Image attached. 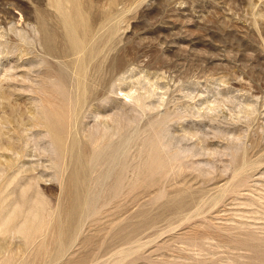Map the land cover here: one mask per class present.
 <instances>
[{
    "label": "rangeland",
    "instance_id": "374dc122",
    "mask_svg": "<svg viewBox=\"0 0 264 264\" xmlns=\"http://www.w3.org/2000/svg\"><path fill=\"white\" fill-rule=\"evenodd\" d=\"M63 1L0 0V264H264V0H80L95 10L86 14L94 16L93 37L60 60L41 51L44 34L34 29L51 30L56 50L70 45L66 18L79 2ZM77 14L69 22L81 23ZM44 59L71 62L69 78L77 63L83 69L86 75L72 78L80 83L76 108L71 89L47 76L54 71ZM50 106H63L67 121ZM52 113L63 123L76 117L65 124L67 143L77 134L80 147L105 150L84 172L90 193L101 189L85 194L93 209L70 203L74 159L52 157L48 137H36L45 129L35 122ZM53 158L65 160L56 165ZM57 223L62 241L54 236Z\"/></svg>",
    "mask_w": 264,
    "mask_h": 264
},
{
    "label": "bare ground",
    "instance_id": "6f19581e",
    "mask_svg": "<svg viewBox=\"0 0 264 264\" xmlns=\"http://www.w3.org/2000/svg\"><path fill=\"white\" fill-rule=\"evenodd\" d=\"M50 1H53V0H50ZM74 1V0H73ZM56 2V1H55ZM54 2V3H55ZM60 2V1H59ZM64 2V1H63ZM65 2H68V0H65ZM64 2V4H66ZM72 2V1H71ZM77 2H79L76 6H79V7H76V6H74L75 8H77V9H75L74 7L72 8V9H74L80 16H82L81 18L83 19V21L81 22V23H78L77 22V18H79V16H77V18H76V12L73 14V15H75V17H73V15H71L72 13H70V16H67V20H68V25H69V27L71 28V30H68L69 28H68V25H67V27H64L65 29L64 30H68V32H69V39H68V41L67 42H71L70 43V45L68 44V45H66V47L65 48H63L62 46V48H59L60 46H59V43H57L58 45H57V50H56V48H55V45H54V42L55 41H51L52 39V33L50 34V32H51V30H47L45 27H43V25L42 24H40L39 25V27L38 28H36V29H34V33H36L37 34V36L39 35V30L42 32V34H44L43 36H42V42H40L41 43V45L40 46H42V48L43 49H41V51H44L48 56H51V57H53V58H60V60H61V58H62V56L65 58V57H67L66 56V54L68 53V52H71V54H76V53H79V52H82L83 51V48H85V44L84 43H87V41L86 40H88V36L90 35V32L92 31L93 32V30L91 29V28H93V27H91L93 24L95 25V23H92V25H91V23H89L90 22V20H91V18L93 17V19H94V16H92V17H90V20L88 21V17H86L87 15H89L90 16V12H91V8H93V5H92V7L90 8L89 6L90 5H88L87 7H89L91 10H89V11H87L89 8H87V9H85V5L83 6V2H86L85 4L87 5L88 3H90V2H88V0L87 1H85V0H83V2L82 1H80V0H77ZM77 2H75L74 1V3L76 4ZM82 2V3H81ZM50 3H53V2H50ZM69 3H70V1H69ZM68 3V4H69ZM71 4H73V3H71ZM60 5V4H59ZM58 5V6H59ZM69 6H70V4H69ZM73 6V5H72ZM83 7V8H82ZM60 8H62V7H60ZM63 10H64V12H65V17H66V13H68V12H66L67 10L63 7L62 8ZM61 9V10H62ZM68 9H70L71 10V8H68ZM62 10V11H63ZM66 10V11H65ZM74 10H72V12H74ZM60 12L61 14L63 13V12ZM86 11V12H85ZM95 11V10H94ZM93 10H92V12H94ZM68 13V14H69ZM95 13V12H94ZM60 14V15H61ZM77 14V15H78ZM87 14V15H86ZM92 14V13H91ZM97 15H98V13H97ZM62 16H63V14H62ZM61 16V18H63ZM96 16V15H95ZM98 17V16H97ZM70 18H76L77 20H75V24H72L71 22H69V20H71ZM80 18V19H81ZM96 18V17H95ZM52 19V18H51ZM62 20H65L64 18L62 19ZM73 21V20H72ZM96 21H97V19H96ZM95 21V22H96ZM64 22V21H63ZM67 21H65V23H66ZM77 22V23H76ZM79 22H80V20H79ZM84 22V23H83ZM93 22H94V20H93ZM98 22V21H97ZM96 22V23H97ZM70 23H71V25H70ZM73 23H74V21H73ZM63 24V23H62ZM65 24H63V26H66ZM59 27V26H58ZM57 27V28H58ZM34 28V27H33ZM94 29V28H93ZM91 32V33H92ZM49 34H50V36H49ZM94 34V33H93ZM66 35V34H65ZM68 35V34H67ZM64 36V35H63ZM35 37V36H34ZM33 37V38H34ZM65 37V36H64ZM67 37V38H68ZM90 38H92L91 36H89ZM56 38V37H55ZM62 38L60 37V40H61ZM33 40V39H32ZM70 40V41H69ZM62 41V40H61ZM63 41H66V38H65V40H63ZM33 42V41H32ZM37 43H38V41H36ZM93 42V41H92ZM36 43V44H37ZM61 43V42H60ZM98 44H99V42H97ZM103 43V42H102ZM105 43V42H104ZM33 44H35V43H33ZM39 44V43H38ZM55 44H56V42H55ZM64 44H65V42H64ZM89 44H91V42L89 43ZM94 44H96V43H94ZM61 45V44H60ZM100 45V44H99ZM36 46V45H35ZM69 46V47H68ZM87 46H89V45H87ZM94 47H95V45H93ZM98 46V45H97ZM102 46V45H101ZM93 47V48H94ZM89 48H91V47H89ZM96 48H98V47H96ZM99 48H101V47H99ZM86 49V48H85ZM92 49V48H91ZM34 50H37V51H35V52H38V48H36L35 47V49ZM89 50V49H88ZM96 50V49H95ZM99 50V49H98ZM91 51V50H90ZM89 51V52H90ZM39 53V52H38ZM94 53V52H93ZM98 53V52H97ZM40 54H42L43 55V52H41ZM40 54H36L35 56H39ZM82 54V53H81ZM81 54H80V57H81ZM88 54H91V52L90 53H88ZM96 54V53H95ZM42 55H40V56H42ZM70 55V54H69ZM68 55V56H69ZM87 55V54H86ZM93 55V54H92ZM91 55V56H92ZM40 56L39 57H36V58H40ZM44 56V55H43ZM89 56V55H88ZM94 56V55H93ZM34 57V56H33ZM95 57V56H94ZM35 58V57H34ZM35 58V59H36ZM64 58H62V59H64ZM41 59H43V58H41ZM78 59V58H77ZM77 59H76V63H77ZM55 60V59H54ZM54 60H52V61H54ZM81 60V59H80ZM78 61V62H81V61ZM37 61V60H36ZM50 62H51V60H49ZM55 61H57V60H55ZM59 61V60H58ZM102 61V60H101ZM100 60H99V62L100 63H102ZM117 61V60H116ZM34 62V61H33ZM38 62V61H37ZM40 62H45V64L47 63L48 65H49V63L50 62H48V60L47 59H44V60H40ZM36 63V62H35ZM42 63H41V65H42ZM56 63V62H55ZM59 62H57V64L55 65V64H53V62L51 63V65H49V66H52V69H53V71H54V75H52V74H50V75H47V76H53V79H54V77L55 78H57L59 81H60V85H61V83L64 85L63 87L61 86V89H63L64 88V90H65V88H66V90H75V94H74V96H73V91H71L70 90V92H68L69 93V95H70V98H73V102H72V104L73 105H71V108H76V106L77 105H80V97L79 98H77L76 97V95H77V92L76 91H78V88H79V81H76V80H73L74 78H73V76H75V75H77L78 77L79 76H81L82 74H83V69H81L80 67L81 66H79V63H77L78 64V67L76 66V68H77V70L74 72L73 71V73H75V75H73L72 77H70L69 78V76H67V72H68V69L69 70H72V69H70L69 68V64L71 63H69V64H66V63H64L63 61L60 63V64H58ZM74 63V62H73ZM76 63H75V65H76ZM82 63V62H81ZM80 63V64H81ZM96 63V62H95ZM100 63H97L98 65L100 64ZM34 64V63H33ZM40 64V63H39ZM38 63H37V65H39ZM97 64H96V66H97ZM35 65V64H34ZM73 65V64H72ZM71 65V66H72ZM83 65H84V63H83ZM117 65V64H116ZM119 65H123V64H119ZM119 65H118V67H117V69H119L120 67H119ZM40 66V65H39ZM39 66H37V67H39ZM44 66H47V65H44ZM43 66V67H44ZM70 66V67H71ZM95 66V67H96ZM100 66H101V64H100ZM111 66V65H110ZM73 67V66H72ZM71 67V68H72ZM94 66H93V68H95ZM103 67H104V65H103ZM112 67H114V65L112 66ZM123 67V66H122ZM76 68H74V69H76ZM91 68V67H90ZM73 69V70H74ZM86 69H87V67H86ZM92 69V68H91ZM97 70H98V68H96ZM100 69V68H99ZM112 69H114V68H112ZM97 70H95V71H97ZM116 70V69H115ZM115 70H111V71H113V72H115ZM120 70V69H119ZM122 70V69H121ZM120 70V71H121ZM67 71V72H66ZM92 71V70H91ZM95 71H94V74H95ZM103 71H104V69H103ZM50 72V71H49ZM49 72H48V74H49ZM70 72V71H69ZM105 72H106V70H105ZM119 72V71H118ZM90 73V72H89ZM69 74V73H68ZM85 74V73H84ZM83 74V75H84ZM104 74V73H103ZM107 74V73H106ZM86 75V74H85ZM98 75H99V73H98ZM110 75H112V73L110 74ZM114 75V74H113ZM77 76H76V78H77ZM88 76V75H87ZM90 76V75H89ZM107 76V75H106ZM95 77V76H94ZM108 77V76H107ZM73 78V79H72ZM75 78V79H76ZM88 78V77H87ZM100 78V77H99ZM101 78H103V76H101ZM100 78V79H101ZM109 78H111V76L109 77ZM83 79V78H82ZM94 78L92 77V79L90 80V82L93 80ZM104 79H106L105 77H104ZM80 80H81V78H80ZM97 80V79H96ZM95 80V81H96ZM108 80H110V79H108ZM57 81V80H56ZM59 81H58V83H59ZM83 81V80H82ZM102 81V80H101ZM104 81V80H103ZM112 81H113V79H112ZM107 82V81H106ZM51 83V82H50ZM54 83V82H53ZM85 83V82H84ZM84 83H83V85H84ZM86 83H87V81H86ZM89 83V82H88ZM105 83V82H104ZM55 84V83H54ZM97 85L99 84L98 82L96 83ZM100 84H101V82H100ZM99 84V85H100ZM112 84V83H111ZM114 84V83H113ZM88 85V84H87ZM106 85H107V83H106ZM110 85V84H109ZM108 85V86H109ZM85 86V85H84ZM84 86H82V87H84ZM90 86V85H89ZM58 87V86H57ZM87 87V86H86ZM92 87V86H91ZM97 87H99V86H97ZM102 87H103V85H102ZM44 88H46V87H44ZM48 88V87H47ZM50 88H52V89H54L55 87H50ZM49 88V89H50ZM95 88V87H94ZM110 88H111V86H110ZM47 90L48 92L50 91V90ZM60 89V88H59ZM60 89V90H61ZM88 89V88H87ZM106 89V88H105ZM105 89H102V91L103 90H105ZM56 90V89H55ZM55 90H54V94L53 95H55L56 96V94H59L60 95V93H59V91H58V93H55ZM63 90V91H64ZM83 90H85V89H83ZM92 89H90L89 91H91ZM96 90H97V88H96ZM114 89H112L111 91H113ZM40 91V90H39ZM38 90H37V92H39ZM52 91V93H53V90H51ZM50 91V92H51ZM62 91V92H63ZM94 91V90H93ZM36 92V91H35ZM61 92V91H60ZM61 92V93H62ZM65 92V91H64ZM92 92V91H91ZM108 92V91H107ZM41 93V92H40ZM103 93V92H102ZM102 93H101V96H102ZM37 94V93H36ZM51 94V93H50ZM63 94V93H62ZM61 94V95H62ZM66 94V93H65ZM98 94H99V92H98ZM53 95H52V98H55V96L53 97ZM64 95V94H63ZM68 95V94H67ZM46 96V95H45ZM44 96V97H45ZM51 96V95H50ZM90 96V95H89ZM81 97H82V95H81ZM91 97V96H90ZM36 98H38V95H37V97ZM46 98V97H45ZM58 98H62L61 96L60 97H58ZM66 99H67V96L65 97ZM65 98H62V100L64 99L65 100ZM69 98V97H68ZM84 98V97H83ZM88 97H86L85 99H87ZM40 99V98H39ZM93 99H95V98H93ZM37 100V99H36ZM35 100V101H36ZM40 100H42L41 101V104H42V106H43V100L44 99H40ZM46 100V99H45ZM49 100H51V99H47V101L49 102ZM53 100V99H52ZM51 100V101H52ZM60 100V99H59ZM38 101V100H37ZM50 101V102H51ZM54 101V100H53ZM53 101L51 102L52 104H53ZM61 101V100H60ZM67 101H68V99H67ZM67 101L65 102H62V103H64V104H62L63 106H65V103H67ZM70 101H71V99H70ZM87 101V100H86ZM54 102H57V101H54ZM61 102H59V104L61 103ZM82 102V101H81ZM37 102H35V106H34V108L37 106L38 107V105H41V104H36ZM38 103H40V102H38ZM85 103V102H84ZM83 103V104H84ZM33 104H34V102H33ZM67 104H69V103H67ZM11 105V104H10ZM46 103L44 104V106H43V110H44V108H45V110H46ZM54 105V104H53ZM49 106V105H48ZM52 106V105H51ZM50 106V107H51ZM56 106H58V105H56ZM55 106V107H56ZM63 106H61V107H63ZM70 106V105H69ZM40 107V106H39ZM50 107H47V109L49 108V109H51ZM61 107H60V109H61ZM79 107V106H78ZM82 107V106H81ZM5 108V107H4ZM58 108V107H57ZM53 109L54 111L56 110V111H58V109ZM65 108V107H64ZM69 108V107H68ZM67 108V109H68ZM80 108V107H79ZM37 109V108H36ZM39 109H41V108H39ZM52 109H51V111H52ZM60 109H59V111H60ZM71 111V109L69 108L68 109V111ZM76 109H74L73 111H72V113L70 114V115H72V116H75V113H76V111H75ZM36 111H38V110H36ZM58 111V112H59ZM67 111V110H66ZM79 111V110H78ZM21 112V111H20ZM33 112H34V110H33ZM42 112V111H41ZM49 113H50V111H48ZM58 112H56V113H58ZM64 113V111H61V114H60V112H59V114L62 116L63 115V113ZM39 113V112H38ZM43 113V112H42ZM46 113H47V111H46ZM66 113V112H65ZM64 113V114H65ZM68 113V112H67ZM65 114V115H63V117H65V118H63V117H61V118H63L64 119V121H67V120H65L68 116L67 115H69V113L68 114ZM34 115L36 116V112H34ZM40 115V117H41V115L42 114H39ZM39 115H37L38 117H39ZM44 115V114H43ZM48 115V114H47ZM52 115H54V118L56 119L55 121H53V119L54 118H52V120H50L49 118H42V120H41V118H39V120L40 121H36L35 122V125H37L38 127H40V126H42V130H43V128L45 129L44 130V132L42 131H39V130H41V129H39L38 131L39 132H41L40 134H44V135H40L39 133V135H37L36 137L38 138V140H40L39 138H41L40 136H42V139L45 137V136H47L48 137V146H46L47 148H50V147H52V149H53V154L51 153V156L53 157V155L55 154V157H57V158H62L64 155L63 154H66V153H68V155L67 156H69V154H70V157H72V159H74V162H73V174H72V176L70 177V175H68L70 178H71V183L69 184L70 185V189H69V192H70V194H68L69 195V199H70V203H72V206L75 208V209H79V210H83V209H88V208H92L93 209V207H94V203H93V201H90L89 199H87L86 198V195L88 194V195H91L92 196V198L94 197V196H96L100 191H101V189H100V191L96 194V195H94V193H90V191H91V189L90 188H93V187H90L89 186V183L87 184L86 182H87V180L85 179V178H87L86 176H84V175H86L85 173L89 170V168H90V162H91V160L92 159H96L97 161H98V159H100L103 155L102 154H100L101 152H104L105 150H101L100 152L99 151H97V150H95V152H94V150H93V152H90L91 151V149H90V151L89 150H87V147L85 148L83 145V147H80L79 146V144H80V142H82L80 139H79V137L77 136V134H76V138L78 139H76L75 137H74V134L71 132V134H73L72 135V138L70 139V132L68 133V135L69 136H67V137H69V139L68 140H71V141H69L68 143H67V139L65 140L64 139V137L63 136H66L67 135V133H66V127L68 126V130L70 131V128H69V126H70V124H68L67 126L65 125L66 123H68V122H70L69 120H68V122H65V123H63L64 121H62L61 119H59L58 117L60 116H57V118L55 117L57 114H53L52 113ZM51 115V116H52ZM48 117V116H47ZM50 117V116H49ZM53 117V116H52ZM36 117H34V118H32L31 119V122H33L34 123V120L33 119H35ZM69 118V117H68ZM67 118V119H68ZM70 118H71V116H70ZM74 118H76V117H74ZM74 118H73V120H74ZM72 119V118H71ZM37 120V119H36ZM72 120V122H74V123H77V122H75V121H73ZM61 121H62V124H61ZM30 122V123H31ZM72 122H70V123H72ZM13 123V122H12ZM14 125V124H13ZM35 125H33V124H31V128H33L32 126H35ZM62 125H64V126H62ZM72 125V124H71ZM75 126V125H74ZM74 126H72V127H74ZM17 127V126H16ZM37 127V128H38ZM63 127V128H62ZM37 128H36V131H37ZM63 129V133H64V129H65V133L66 134H63L62 133V129ZM76 128V130H77V128H78V126H76L75 127ZM74 128V129H75ZM108 128V126H106V125H104V130H106V129ZM109 128H110V126H109ZM112 128V127H111ZM110 128V129H111ZM15 129V128H14ZM74 129H72V130H74ZM84 129V128H83ZM96 129V128H95ZM152 130H153V128H151ZM76 130H74V131H76ZM103 130V131H104ZM108 130V129H107ZM93 131H98V128H97V130H93ZM154 131V133H155V130H153ZM68 132V131H67ZM77 132V131H76ZM83 132V131H82ZM82 132H79V133H82ZM87 132V131H86ZM92 132V131H91ZM156 132H157V136H154L155 138H157L160 134H158V131L156 130ZM190 132H192V131H190ZM195 132H196V130H195ZM90 133V132H89ZM111 133H113V132H111ZM151 134L150 136H152V135H155V134ZM189 133V132H188ZM191 134H193V133H191ZM195 134V133H194ZM34 135H36L35 134V132H34ZM63 135V136H62ZM86 135V134H85ZM84 135V136H85ZM89 136H90V134H88ZM95 135V134H94ZM125 135H126V133H125ZM44 136V137H43ZM84 136H81V138L82 137H84ZM103 136H104V134H103ZM107 136V135H106ZM153 137V138H154ZM9 138V137H8ZM15 138V137H14ZM13 138V139H14ZM33 138H34V136H33ZM85 138H86V136H85ZM152 137H150L148 140H150V139H153ZM174 138V137H173ZM84 139V138H83ZM87 139V138H86ZM86 139H84V141L86 140ZM94 139V138H93ZM99 139V138H98ZM101 139V138H100ZM106 139H108V138H106ZM161 139V138H160ZM187 139V138H186ZM45 140V139H44ZM80 140V142H78ZM88 140H90V139H88ZM97 140V139H96ZM144 140H147V138L146 139H144ZM144 140H142V141H144ZM155 140H159L158 138L157 139H154V141ZM10 141V140H9ZM38 142L37 140H35V138H34V142ZM129 141V140H128ZM141 141V142H142ZM40 142H43L42 140L40 141ZM39 142V143H40ZM87 142V141H86ZM95 142V141H94ZM93 142V143H94ZM97 142V141H96ZM98 142H100V141H98ZM144 142H146V141H144ZM148 142V141H147ZM150 142V141H149ZM152 142H153V140H152ZM160 142V141H159ZM24 143V142H23ZM103 143H104V141H103ZM129 143V142H128ZM143 143V142H142ZM36 144V146H38L39 144L38 143H35ZM34 144V145H35ZM87 144V143H86ZM85 144V145H86ZM114 144V143H113ZM150 144V143H149ZM148 144V149H149V146L151 145H149ZM152 144H154V143H152ZM17 145V144H16ZM41 145V144H40ZM46 144H44V146H45ZM96 145V144H95ZM125 145V144H124ZM158 145V144H157ZM166 146H167V144H165ZM13 146V145H12ZM15 146V145H14ZM101 146V145H100ZM102 146L104 147V148H107V147H113L114 145H111L110 144V142L109 141H105V143L104 144H102ZM126 146V145H125ZM147 146V145H146ZM164 146V145H163ZM163 146H160V147H163ZM174 146V145H173ZM19 147V146H18ZM39 147V146H38ZM89 148H90V146H88ZM141 147H142V145H141ZM151 147H154V146H152L151 145ZM151 147H150V150L149 151H153L154 149H156V148H154V149H151ZM42 149H44L45 147H41ZM46 148V150H48V151H50L51 152V150H49V149H47ZM100 148V147H99ZM126 148V147H125ZM144 148V147H143ZM166 148V147H165ZM108 150L110 149V148H107ZM115 149V148H114ZM120 149V148H119ZM148 149L146 150V148L144 149L145 151H147L148 152ZM170 149H171V147H170ZM45 150V151H46ZM108 150H106V151H108ZM48 151H46V152H48ZM87 151H89V152H87ZM97 151V152H96ZM118 151V150H117ZM99 152V153H98ZM111 152H112V150H111ZM123 152H124V150H123ZM122 152V153H123ZM138 152V151H137ZM164 152H165V150H164ZM169 152H171V151H169ZM169 152H167L168 154H167V156L168 155H170L172 152H173V150H172V152L169 154ZM179 152H181V151H179ZM193 152V151H192ZM44 153V152H43ZM107 153V152H106ZM18 154V153H17ZM99 154L100 155H102L101 157L99 156ZM105 154V153H104ZM152 154V153H151ZM164 154H166V153H164ZM163 154V155H164ZM173 154H175L174 152H173ZM193 154V153H192ZM49 155H50V153H49ZM122 155V154H121ZM157 155V154H156ZM172 155V154H171ZM170 155V157H169V163L171 164V162H170V158H172V156ZM178 155V154H177ZM176 155V156H177ZM187 155V154H186ZM189 155V154H188ZM188 155L186 156V157H188ZM106 156V155H105ZM110 156H111V154H110ZM113 156V155H112ZM117 156V155H116ZM115 156V157H116ZM148 156H149V153H148ZM69 157V158H70ZM118 157V156H117ZM178 157V156H177ZM57 158H56V160H57ZM65 158H67V157H65ZM65 158L64 159H62V160H65ZM104 158V157H103ZM120 158V157H119ZM122 158V157H121ZM125 157H123V159H124ZM152 158H154V157H152ZM164 159V161L166 160V162H164V163H167V167L168 166H170V164H168V160L167 159ZM174 158V157H173ZM172 158V159H173ZM54 159V158H53ZM171 159V160H172ZM55 160V159H54ZM55 160V161H56ZM62 160H60L59 159V161L57 160V162H55V161H53V163L55 162V164L56 163H58V165H59V163L61 162H63ZM108 160V159H107ZM177 160V159H176ZM179 161L177 162V164L179 165V162L181 161L180 159H178ZM182 160H183V158H182ZM93 161V160H92ZM126 161V160H125ZM162 161L163 160H160V161H158V163L160 162V164H162L163 165V163H162ZM173 161V160H172ZM65 162V161H64ZM124 162V161H123ZM139 162V161H138ZM173 162H175V161H173ZM175 162V163H176ZM244 162V161H243ZM61 163H60V165H61ZM93 163H95L94 161H93ZM100 163V162H99ZM157 163V164H158ZM174 163V164H175ZM253 163H255V162H253ZM63 164V163H62ZM114 164V163H113ZM123 164V163H122ZM124 164H126V163H124ZM128 164H129V162H128ZM127 164V165H128ZM151 164V163H150ZM173 164V167L174 166H176V169H177V167H178V165L177 164H175L174 165ZM183 164V163H182ZM57 165V164H56ZM65 165V164H64ZM166 165V164H165ZM172 165V164H171ZM249 166L251 165V164H248ZM248 165H246L247 167H248ZM254 166H255V164H253ZM72 166H71V168H72ZM101 166H102V164H101ZM126 166V165H125ZM244 166V165H243ZM245 166V167H246ZM65 167V166H64ZM113 167V166H112ZM128 166H126L125 167V171H126V168H127ZM159 167V166H158ZM172 167V166H171ZM170 167V168H171ZM172 167V169H170V170H173L174 168ZM180 168H178V169H181L180 171H182V168H181V166H179ZM58 168V167H57ZM60 168V167H59ZM63 168V167H62ZM117 168H119V167H117ZM123 168V167H122ZM131 168V167H130ZM137 168V167H136ZM150 168V167H149ZM164 168H166V166H164ZM241 168H244V167H241ZM240 168V169H241ZM65 169V168H64ZM91 169V168H90ZM94 169V168H93ZM96 169V168H95ZM100 169V168H99ZM98 169V170H99ZM158 169V168H157ZM106 170V169H105ZM112 170H113V168H112ZM127 170H129V169H127ZM133 170V169H132ZM155 170V169H154ZM153 170V171H154ZM166 170V169H165ZM170 170H167V172H170ZM243 170V169H242ZM57 171H59L58 169H57ZM101 171V170H100ZM106 171H108V170H106ZM118 171V170H117ZM116 171V172H117ZM175 171L176 170H174V171H172L173 173H175ZM179 171V170H178ZM61 172H62V170H61ZM60 172V173H61ZM71 172V171H70ZM69 172V173H70ZM85 172V173H84ZM94 172V171H93ZM92 172V173H93ZM109 172V171H108ZM136 172V171H135ZM237 172V171H236ZM58 173V172H57ZM96 173H97V171H96ZM111 173V172H110ZM109 173V174H110ZM138 173V172H137ZM154 174L156 173L157 174V170H155L154 172H153ZM160 173H161V171H160ZM240 172H238V174H239ZM59 174V173H58ZM62 174V173H61ZM71 174V173H70ZM104 174H106V173H104ZM112 174V173H111ZM155 174V175H156ZM56 175V174H55ZM102 174H100V176H101ZM114 175V174H113ZM116 175V174H115ZM119 175V174H118ZM117 175V176H118ZM158 175V174H157ZM237 175V174H236ZM88 176V175H87ZM90 176V175H89ZM92 176V175H91ZM127 176V175H126ZM62 177V176H61ZM104 177H106V175L104 176ZM108 177V176H107ZM112 178H113V176H111ZM124 177H125V175H124ZM138 177H139V175H138ZM232 177V176H231ZM60 178V177H59ZM101 178V177H100ZM99 178V179H100ZM110 178V177H109ZM118 178V177H117ZM90 179V178H89ZM97 179V178H96ZM96 179H94V180H96ZM102 179V178H101ZM104 179H107V178H104ZM120 179V178H119ZM123 180H124V178H122ZM138 179V178H137ZM94 180H93V182H94ZM113 180V179H112ZM123 180H122V182H123ZM90 181V180H89ZM104 181V180H103ZM92 182V181H91ZM113 182V181H112ZM137 182V181H136ZM97 183V182H96ZM103 183H105V182H103ZM110 183V182H109ZM117 184V183H116ZM123 184V183H122ZM19 185V184H18ZM94 184H92V186H93ZM132 185V184H131ZM135 184H133L132 186H134ZM87 186H89V188L87 187ZM118 186V185H117ZM122 185L120 184V186L119 187H115V188H120ZM132 186H130V187H132ZM71 187H72V189H71ZM95 188V187H94ZM102 188V187H101ZM26 189V188H25ZM106 189V188H105ZM108 189V191H112V187L110 188H107ZM96 190V189H95ZM102 190H104V189H102ZM3 191V190H2ZM107 191V190H106ZM115 191V190H114ZM118 191V190H117ZM94 192V191H93ZM96 192V191H95ZM90 193V194H89ZM86 194V195H85ZM113 195V194H112ZM68 199V200H69ZM42 200V199H41ZM36 203V202H35ZM43 203V202H42ZM66 204V203H65ZM64 204V205H65ZM43 206V205H42ZM58 207V206H57ZM64 208H65V206H64ZM74 209V210H75ZM16 212V211H15ZM52 212V211H51ZM58 212V211H57ZM82 212V211H81ZM74 213V212H73ZM39 215V214H38ZM44 216H45V214H44ZM67 216V215H66ZM9 218V217H8ZM55 218V217H54ZM63 218V217H62ZM44 219V218H43ZM66 219H68L67 221H69V224H70V222H74V220L76 219V218H73V217H70V218H67L66 217ZM26 220V219H25ZM45 220V219H44ZM60 220V219H59ZM86 220V219H85ZM51 221V220H50ZM53 221H54V219H53ZM52 221V222H53ZM56 221V220H55ZM60 222V221H59ZM43 222H41V224H42ZM75 223V222H74ZM60 224L61 223H57V224H55V226H53L54 228H55V230H57L56 231V234L54 235L55 236V239L57 240V241H62V238H63V236H64V229H62V231H61V229H60V231L61 232H63V233H61V232H59V227H61L60 226ZM67 224H68V222H67ZM27 225V224H26ZM43 226V225H42ZM65 226V225H64ZM63 226V227H64ZM71 226H72V224H71ZM70 226V227H71ZM75 226V225H74ZM73 226V227H74ZM46 227H48V226H46ZM53 227H52V229H53ZM69 227V228H70ZM6 228H8V227H6ZM5 228V231H7V229ZM41 228V226L40 227H37V228H35L36 230H38V229H40ZM74 229V228H73ZM51 230V229H50ZM54 230V231H55ZM68 230V229H67ZM21 231H23V229L21 230ZM28 231V230H27ZM73 233V232H72ZM26 234V233H25ZM54 234V233H53ZM38 235V234H37ZM43 237V236H42ZM68 237V236H67ZM33 238V237H32ZM54 238V237H53ZM54 239V240H55ZM35 240V239H34ZM49 240V239H48ZM2 241V240H1ZM73 242V241H72ZM75 242V241H74ZM54 243V242H53ZM43 244V243H42ZM62 244V243H61ZM68 245V244H67ZM45 247V246H44ZM69 247V246H68ZM64 248V247H63ZM44 249V248H43ZM40 250V249H39ZM61 252V251H60ZM25 253V252H24ZM27 253V252H26ZM35 253V252H34ZM64 253V252H63ZM61 254V253H60ZM10 255V254H9ZM12 255V254H11ZM35 255V254H34ZM52 256V255H51ZM58 257V256H57Z\"/></svg>",
    "mask_w": 264,
    "mask_h": 264
}]
</instances>
